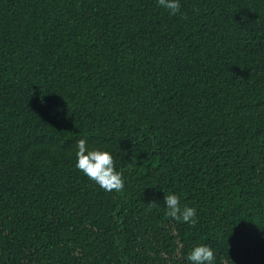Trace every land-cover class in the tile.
I'll return each instance as SVG.
<instances>
[{"label": "trees", "instance_id": "1", "mask_svg": "<svg viewBox=\"0 0 264 264\" xmlns=\"http://www.w3.org/2000/svg\"><path fill=\"white\" fill-rule=\"evenodd\" d=\"M180 4L0 0V264H264V0Z\"/></svg>", "mask_w": 264, "mask_h": 264}, {"label": "clouds", "instance_id": "2", "mask_svg": "<svg viewBox=\"0 0 264 264\" xmlns=\"http://www.w3.org/2000/svg\"><path fill=\"white\" fill-rule=\"evenodd\" d=\"M157 4L166 9L170 14L176 15L181 8L180 0H157ZM75 167L91 181L97 184L105 192L119 193L124 188L122 173L116 169L113 155L102 148H91L85 139L77 141ZM166 215L172 220L194 225L197 209L192 206H181L180 197L174 193H168L163 198ZM189 264H214L215 253L206 245L194 246L186 256Z\"/></svg>", "mask_w": 264, "mask_h": 264}]
</instances>
